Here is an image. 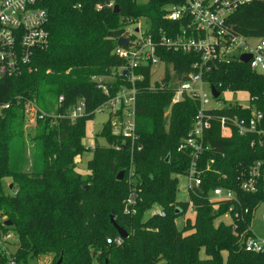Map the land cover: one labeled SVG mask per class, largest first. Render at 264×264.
<instances>
[{"label":"trees","instance_id":"trees-1","mask_svg":"<svg viewBox=\"0 0 264 264\" xmlns=\"http://www.w3.org/2000/svg\"><path fill=\"white\" fill-rule=\"evenodd\" d=\"M115 1L118 14L96 11L94 0H42L41 7L48 13L49 41L46 49L36 51V70L18 78L0 79V105L11 102L0 112V179L12 180L10 194L0 193V236L8 231L17 235L13 261L28 264L29 260L52 255L51 264L59 258L61 264H264V251L245 252L240 237L247 234L253 212L259 205L264 207V192L244 194L234 182L239 164L264 159V146L252 149L248 140L236 135L223 139L214 124L208 140L212 152L205 155V161L213 160L211 172L203 177L201 194L189 196L194 218H186L179 230L175 221L186 213L188 204L176 201L177 175L186 173L189 158L177 148L190 129L197 104L186 99L171 105L170 89L148 91V68L143 70L145 79L137 84L138 140L133 146L113 135L106 122L97 136L107 145L95 142L87 162L89 174L83 180L75 171L74 158L87 152L82 144L85 123L94 116L74 123L47 118L38 121L35 129V168L22 170L18 156L23 149L24 117L16 97L36 98L47 112L60 95L64 102L58 112L83 98L87 112H91L105 98L90 77L108 75L119 65L109 53L125 26L144 19L154 34L159 28L178 27L164 21L163 16L167 7L180 0H148L145 4ZM227 24L236 34L264 37V3L239 8ZM159 53L167 64V78L170 67L182 76L196 59L194 54L164 49ZM204 80L214 87L221 85L259 97L257 105L264 111V75L251 71L247 64L216 61ZM120 84L114 82L113 92ZM116 146L121 149L115 150ZM122 170L124 175L118 180ZM218 186L235 189L236 203L208 200L209 190ZM131 189L137 194V210L127 215L123 201ZM154 206L163 210L165 217L145 218ZM229 209L248 210L237 231L214 224ZM111 215L128 233L120 245L107 243V239L118 236ZM6 222L11 226H5ZM0 264H8L1 253Z\"/></svg>","mask_w":264,"mask_h":264},{"label":"built area","instance_id":"built-area-1","mask_svg":"<svg viewBox=\"0 0 264 264\" xmlns=\"http://www.w3.org/2000/svg\"><path fill=\"white\" fill-rule=\"evenodd\" d=\"M264 3V0H180L166 8L164 21L178 24L177 28H159L156 34L150 30L147 22L139 19L124 27L117 38L127 41L126 45H118L110 51L109 56L119 65L114 66L111 73L113 79L106 80L105 76L92 75L90 82L100 91L105 100L94 110L87 112L83 98L58 112L64 102L63 96H58L49 112L39 106L36 98L14 99L22 103L24 121L36 126L38 121L47 118L54 120L68 119L74 123L78 119L107 112L108 124L112 134L120 136L132 146L138 140L136 131V96L137 84L145 79L143 70L149 69L148 91L157 92L170 89L172 92L171 105L180 104L190 99L197 104V110L191 120L190 129L182 138L177 148L189 158V164L184 176L187 178L189 196L201 194L203 177L211 172L213 160L205 161L206 153L212 148L208 143L209 133L215 125L223 139H231L233 135L245 138L250 148L264 146V111L257 105L259 97L248 95V104L243 106L236 103H225L220 99L221 93L240 92L229 88L211 86L204 77L209 73L211 65L216 61L240 62L242 55H249L247 63L251 71L264 75V37H245L233 32L228 26L227 19L239 8ZM42 0H0V79L18 78L24 74L33 73L35 54L48 46L47 31L48 13L41 7ZM117 6L115 0H94V9L113 11ZM78 8L80 5L77 6ZM254 40L255 45L250 44ZM160 49L184 54H194L196 59L190 66V71L178 76L170 67L169 78L166 75L167 64L160 57ZM241 63V62H240ZM161 65L160 71L155 68ZM156 77L153 78V75ZM114 82L121 83L113 92ZM204 86L209 93L204 92ZM214 88L218 96L212 94ZM210 98H209V97ZM216 103L210 106L211 100ZM264 100V95L262 96ZM11 102L0 105V112L8 109ZM238 111V112H235ZM87 152H93V146H84ZM120 150L121 146H116ZM215 172V171H214ZM225 179V175H223ZM236 189L244 194L264 192V159H257L249 164L241 163L234 171ZM208 200L214 202L233 201L236 203V190L229 187L211 188L207 194ZM188 208L182 216L194 213V205L189 197ZM137 194L132 189L123 201V213L136 214ZM229 209L226 213L232 218V230H239V222L243 214L248 213ZM151 212V210H150ZM165 217L161 209L150 216ZM264 226V209L261 214ZM252 223V222H251ZM251 223L246 228V235L240 234L245 252L262 253L264 241L257 239L251 231ZM15 240V233L8 231L0 236V249ZM123 242L119 236L107 239L108 244L120 245ZM1 253V252H0Z\"/></svg>","mask_w":264,"mask_h":264},{"label":"rangeland","instance_id":"rangeland-1","mask_svg":"<svg viewBox=\"0 0 264 264\" xmlns=\"http://www.w3.org/2000/svg\"><path fill=\"white\" fill-rule=\"evenodd\" d=\"M148 0H135L136 3L139 4H145ZM145 21L142 19V22ZM146 22V21H145ZM254 40H250L251 45H255ZM161 65H159L157 68H155L156 72L160 71ZM113 71V69H112ZM105 76L106 80L113 79L111 77V73L108 75H102ZM156 77V74L153 75V78ZM204 92L207 94L209 93L208 87L204 86ZM209 97V96H208ZM210 98V97H209ZM220 99L224 101L225 103H239L243 106H246L248 104V94L246 92H226L223 91L221 93ZM211 100V99H210ZM216 103L211 100L210 106H215ZM108 120V114L107 112L98 113L95 114L94 117L85 123V129H84V138L82 140L83 146H93L96 142L99 146H106L107 143L104 138L97 136L99 131L101 130L102 126L107 122ZM35 129L37 130L36 126H31L27 124V122H23L22 124V134H23V149L22 154L18 156V160L22 163V170L29 172L35 168V158H36V139H35ZM92 158V152H85L81 154L80 156H77L74 158L75 162V171L81 176L83 180L87 179V176L89 174L88 168H87V162ZM178 185H177V191H176V201L177 202H185L187 203L189 201V194L187 191V178L184 175H177ZM12 180L8 177L1 178L0 179V193L4 194H10L9 187L11 185ZM160 208L157 206H154L151 209V212H147L145 214V218L150 217L151 214L158 211ZM264 207L263 205H259L257 209L253 212L252 216V223H251V231L253 235L259 239L264 241V226L261 222V214ZM186 218H189L193 220L194 216L193 214H187L185 218L181 217L178 218L175 223L177 228L180 230L183 226L184 220ZM1 219H5V217H2ZM214 224L216 226L220 224H224L226 226H232L233 221L229 214L225 213L218 218H216ZM14 243H18V237L15 235V240L12 241L8 246L4 247V251L0 252L7 258L8 264H15V262L12 259V256L16 251V246H13ZM28 264H51L52 263V255L41 257L37 261L35 260H29L27 262Z\"/></svg>","mask_w":264,"mask_h":264},{"label":"water","instance_id":"water-1","mask_svg":"<svg viewBox=\"0 0 264 264\" xmlns=\"http://www.w3.org/2000/svg\"><path fill=\"white\" fill-rule=\"evenodd\" d=\"M112 12L115 13V14H118L119 13V7H118V5L115 6V8L113 9ZM126 43H127V41L124 40V39H119L117 41V44L118 45H126ZM249 59H250V56L249 55H242L240 57V62L243 63V64H247L248 61H249ZM212 94L214 95V97H217L218 96V93H217V91L214 88H212ZM167 159H168V157H167ZM123 175H124V170H122L121 172H119V174L117 176V179L118 180H121L122 177H123ZM9 188L11 189L12 186H10ZM110 222L113 225V227L115 228V230L117 232V235L121 239H123V240L127 239L128 233L123 228H121L119 225H117V223L115 222V219H114L113 215L110 216ZM4 225L5 226H11V222H6ZM61 263H62V258H59L58 261L56 262V264H61Z\"/></svg>","mask_w":264,"mask_h":264}]
</instances>
